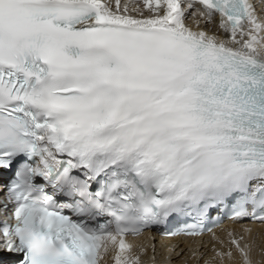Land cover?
I'll use <instances>...</instances> for the list:
<instances>
[{"label": "snow or ice", "instance_id": "snow-or-ice-1", "mask_svg": "<svg viewBox=\"0 0 264 264\" xmlns=\"http://www.w3.org/2000/svg\"><path fill=\"white\" fill-rule=\"evenodd\" d=\"M153 228L264 264V0H0V264H158Z\"/></svg>", "mask_w": 264, "mask_h": 264}, {"label": "bare ground", "instance_id": "bare-ground-1", "mask_svg": "<svg viewBox=\"0 0 264 264\" xmlns=\"http://www.w3.org/2000/svg\"><path fill=\"white\" fill-rule=\"evenodd\" d=\"M251 225V221H241L239 224H233L232 222H225L221 226L215 229L217 234L223 235L222 228H232L235 227L239 229L242 226ZM255 227H259L258 225ZM226 238V237H225ZM144 244L147 243L146 240H142ZM151 243V242H150ZM214 243L212 239V234H205L200 237L192 238L186 241H181L180 239H170L163 241L158 239L155 241L156 253L158 264L160 262H166V264H197L196 258L192 256L193 251L203 250L204 247L207 248L209 254H211V247ZM153 244V243H152ZM173 246H176L173 251H169ZM180 249H183V255H178ZM153 253L148 251L147 256L144 257L145 260H149ZM200 264H203L201 261Z\"/></svg>", "mask_w": 264, "mask_h": 264}]
</instances>
